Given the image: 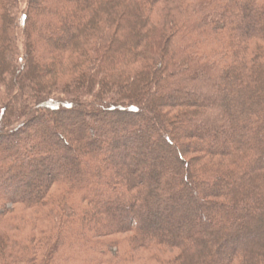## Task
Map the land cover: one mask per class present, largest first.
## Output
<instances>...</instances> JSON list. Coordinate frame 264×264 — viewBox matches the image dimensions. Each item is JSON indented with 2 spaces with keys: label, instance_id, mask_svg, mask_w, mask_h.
I'll return each mask as SVG.
<instances>
[{
  "label": "trees",
  "instance_id": "trees-1",
  "mask_svg": "<svg viewBox=\"0 0 264 264\" xmlns=\"http://www.w3.org/2000/svg\"><path fill=\"white\" fill-rule=\"evenodd\" d=\"M0 264H264V0H0Z\"/></svg>",
  "mask_w": 264,
  "mask_h": 264
},
{
  "label": "rangeland",
  "instance_id": "rangeland-1",
  "mask_svg": "<svg viewBox=\"0 0 264 264\" xmlns=\"http://www.w3.org/2000/svg\"><path fill=\"white\" fill-rule=\"evenodd\" d=\"M45 1V0H44ZM41 2H42V0H41ZM36 37H37V35H36ZM21 48H22V46H21ZM22 50H23V48H22ZM35 60H36V58H35ZM37 60H39L38 58H37ZM61 71H62V69H60ZM60 70H58V71H60ZM52 74H53V76L55 75V74H57V76H59V77H61L60 75H59V73L58 72H55L54 71V73L52 72ZM51 75V74H50ZM50 75H46L45 77H44V79H46V80H50L51 81V77H50ZM55 77V76H54ZM53 78V77H52ZM63 79H68V78H65V77H63ZM39 87V86H38ZM39 89H40V87H39ZM51 115H54L53 113H51ZM71 117V116H70ZM139 117V116H138ZM138 117H136V118H138ZM55 120H57V119H55ZM141 120V119H140ZM57 121H59V120H57ZM146 127H148L149 129H147L149 132H150V134H151V136H153V134L155 133V132H153V130H152V127L151 126H146ZM62 133L65 135V137L66 138H68V133H69V130H67V127H65V128H63L62 127ZM234 135V134H233ZM235 136V135H234ZM160 137V136H159ZM160 139H161V137H160ZM227 141H229L231 138L228 136V137H226L225 138ZM68 140H69V142L70 143H72V145H73V142H72V140H70L69 138H68ZM202 140H204L205 141V138L204 137H202ZM51 141V140H50ZM148 141V140H147ZM59 143V142H58ZM184 146H181V151H183L184 152V147H185V144H183ZM75 148H74V152H75V150H77L78 151V147L77 146H74ZM148 148H149V144L148 143H142V144H140V145H136V147L134 148V150H135V153H132V155H131V157H130V159H129V161H128V163H125L124 165H122V168L125 170V171H127L130 167H131V165L135 162V159H136V153H142V154H144V153H147V151H148ZM160 153L159 154H157V158H155V159H152V158H150L149 159V161L151 160L152 162H153V164L155 165V163L157 164V160L158 159H161V158H163L164 157V155H163V152H165L166 150H168V147H165V146H163L162 145V143L160 144ZM172 147H170L169 149H171ZM62 151H64V152H66L65 151V149H64V147L62 146ZM76 153V152H75ZM69 154V156L70 155H72L73 153H71V152H69L68 153ZM148 159V158H147ZM154 160V161H153ZM145 161V160H144ZM146 163H148V161L146 160L145 161ZM155 162V163H154ZM145 163V164H146ZM157 169V167L155 166V170ZM65 170L66 171H69V168H65ZM145 170V169H144ZM145 171H147V170H145ZM143 173L142 172V169H140L139 170V174H141V173ZM145 173V172H144ZM233 181L232 180H230L229 181V183H232ZM228 195V194H227ZM156 199H159L158 197H154L153 198V200H156ZM163 201V205H170V202L168 201V200H162ZM160 208H161V206H159L158 208H155L154 207V209L152 210V212H151V219L152 220H155V219H158V215L159 214H161V212H160ZM131 210H133V209H131ZM135 210H133V212H134ZM206 217L208 216V217H210V220L211 221H215V223H218V225H221V224H223L224 223V221L219 217V216H217V214L216 213H214L213 212V209L211 208V207H207L206 208ZM114 214H115V212H114ZM180 214V212L179 213H177V214H175L172 218H170L168 215H166V217H167V219H163V221H162V226L163 227H165L166 228V222H170L171 221V223L173 224V225H175V226H183V223H182V220H180L179 218H181V217H178V219H176V217L175 216H177V215H179ZM175 217V218H174ZM205 218V217H204ZM258 219V220H257ZM256 220L257 221H259L260 220V218L258 217ZM209 220V218H208V221H210ZM225 225V224H224ZM226 227H227V225H226ZM253 229V228H252ZM253 232V231H252ZM224 235H226L227 234V236H230L231 235V233H229V231H224ZM171 255H173V254H171ZM141 258L142 259H144L145 257L143 256V255H141Z\"/></svg>",
  "mask_w": 264,
  "mask_h": 264
}]
</instances>
